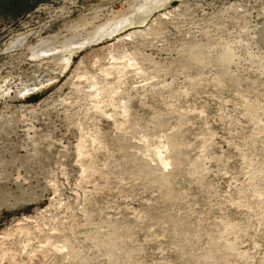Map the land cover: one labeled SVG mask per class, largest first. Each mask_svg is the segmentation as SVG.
Listing matches in <instances>:
<instances>
[{"label":"rangeland","instance_id":"1","mask_svg":"<svg viewBox=\"0 0 264 264\" xmlns=\"http://www.w3.org/2000/svg\"><path fill=\"white\" fill-rule=\"evenodd\" d=\"M61 1L0 3V264H264V0L146 3L65 62L6 48L132 0L25 32Z\"/></svg>","mask_w":264,"mask_h":264},{"label":"bare ground","instance_id":"2","mask_svg":"<svg viewBox=\"0 0 264 264\" xmlns=\"http://www.w3.org/2000/svg\"><path fill=\"white\" fill-rule=\"evenodd\" d=\"M159 0H132L128 4L127 8H125L121 13V18H106L103 22H101L97 26H91V30H87L83 32L81 29L85 28L82 24L79 25L78 22L70 23L69 25L64 24L67 26V29L69 31V35L64 37L63 41L55 42L56 38L53 40L52 38H45L42 37L39 40L35 41L34 44H27L24 42L23 36H20L14 40H10L9 46H7V49H14L16 47H19L20 45H24L25 50L28 52V55L32 59H38L39 56L42 55H51L55 57L58 61H68V58L64 57L65 53L68 52L69 54L79 48H83L85 46L90 45L92 42L96 41L99 42L103 40L104 38L110 36L114 30L121 28L126 21L127 13L132 14L134 11L142 12L145 8L146 3H156ZM95 8V7H94ZM63 7L58 9L59 14L63 12ZM92 10V9H91ZM94 10V9H93ZM92 12V11H91ZM57 13H55L56 15ZM93 18H95V15H93ZM87 26V25H86ZM140 31L139 29H135L132 32H128L125 35H123L124 39H128L129 36L132 33H136ZM80 33H82L80 35ZM65 35V34H64ZM63 36V35H62ZM61 37V36H60ZM59 38V37H58ZM60 40V39H59ZM58 43V46L56 45ZM60 44V45H59ZM23 87V86H22ZM21 87V88H22ZM25 92L32 91L34 87L30 86H24Z\"/></svg>","mask_w":264,"mask_h":264},{"label":"built area","instance_id":"3","mask_svg":"<svg viewBox=\"0 0 264 264\" xmlns=\"http://www.w3.org/2000/svg\"><path fill=\"white\" fill-rule=\"evenodd\" d=\"M49 7H51V9H46ZM62 7L64 8L63 12L61 14H59L58 9H60ZM40 8L42 10L47 11L46 17L39 24L37 30H31L30 31V29H29L25 32H38V34L44 33V31L47 30L49 28V26H51V24H54L55 22L62 21L63 19H67L68 17L71 18V17H73L74 14L80 12L83 9L80 0H62L60 5L58 4V5L54 6L51 4V5H45V6L40 7ZM54 13H57L56 17L50 18L51 15H53Z\"/></svg>","mask_w":264,"mask_h":264},{"label":"water","instance_id":"4","mask_svg":"<svg viewBox=\"0 0 264 264\" xmlns=\"http://www.w3.org/2000/svg\"><path fill=\"white\" fill-rule=\"evenodd\" d=\"M21 0H0V3H12V2H18Z\"/></svg>","mask_w":264,"mask_h":264},{"label":"crops","instance_id":"5","mask_svg":"<svg viewBox=\"0 0 264 264\" xmlns=\"http://www.w3.org/2000/svg\"><path fill=\"white\" fill-rule=\"evenodd\" d=\"M121 1V0H120ZM79 23V22H78ZM79 25H82V24H79ZM82 31V30H81ZM82 33H80V35H81ZM23 39H24V36H23ZM25 41V40H24Z\"/></svg>","mask_w":264,"mask_h":264},{"label":"trees","instance_id":"6","mask_svg":"<svg viewBox=\"0 0 264 264\" xmlns=\"http://www.w3.org/2000/svg\"><path fill=\"white\" fill-rule=\"evenodd\" d=\"M13 3V2H12Z\"/></svg>","mask_w":264,"mask_h":264}]
</instances>
